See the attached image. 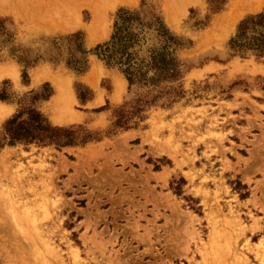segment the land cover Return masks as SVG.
I'll return each instance as SVG.
<instances>
[{
  "label": "rangeland",
  "instance_id": "rangeland-1",
  "mask_svg": "<svg viewBox=\"0 0 264 264\" xmlns=\"http://www.w3.org/2000/svg\"><path fill=\"white\" fill-rule=\"evenodd\" d=\"M91 1L0 0V76H19L0 79V105L12 111L0 134L36 109L54 127L101 138L0 151V264H264V58L229 45L264 0H227L219 14L208 0L104 3L93 35ZM122 9L161 18L184 44V74L172 103L114 132L115 113L136 97L95 50ZM79 33L82 43L68 39ZM158 46L151 32L145 49ZM78 89L92 98L82 103Z\"/></svg>",
  "mask_w": 264,
  "mask_h": 264
},
{
  "label": "trees",
  "instance_id": "trees-1",
  "mask_svg": "<svg viewBox=\"0 0 264 264\" xmlns=\"http://www.w3.org/2000/svg\"><path fill=\"white\" fill-rule=\"evenodd\" d=\"M208 2L213 14L221 13L227 4V0ZM151 32L155 33L159 46L145 49ZM68 39H79L82 43L84 35L79 33ZM229 45L237 56L254 54L259 59L264 58V11L245 19ZM181 47L184 44L171 34L158 15L126 9L118 12L111 40L95 50V55L109 69H117L126 77L129 90L136 97L135 103L127 104L125 109L115 113L114 132L137 127L149 108L172 103L164 101L181 90L177 84L183 77L184 65L176 56V49ZM24 76L27 78L26 73ZM77 92L82 103L92 98V92L87 89L84 93L79 89ZM51 95L38 96L37 100H48ZM0 99L6 101L5 97L0 96ZM99 140L101 138L84 127H54L41 112L29 109L6 122L0 134V151L6 145L63 149L86 146Z\"/></svg>",
  "mask_w": 264,
  "mask_h": 264
},
{
  "label": "bare ground",
  "instance_id": "bare-ground-1",
  "mask_svg": "<svg viewBox=\"0 0 264 264\" xmlns=\"http://www.w3.org/2000/svg\"><path fill=\"white\" fill-rule=\"evenodd\" d=\"M90 1V0H89ZM102 3H101V2ZM127 2V1H137V0H92L91 2H92V5H93V7H94V9L96 10V12H95V19L93 20L94 21V23L92 24V26L90 27V34H94V32L96 31V28H97V23H99V21H100V19H101V17H103V9H105L104 7L106 6L104 3H107V4H109V3H111V4H114L115 6L116 5H118L119 3H123V2ZM186 1H191V0H186ZM185 1V2H186ZM195 1V0H194ZM194 1H191V3L192 2H194ZM245 1V2H244ZM242 3H243V5L245 4V5H248V3L246 2L247 0H244ZM259 1V0H258ZM263 1V0H262ZM261 1V2H262ZM98 2H100V3H98ZM130 2V3H131ZM249 2V1H248ZM179 3H180V1H179ZM188 3V2H187ZM190 3V4H191ZM251 3H253V2H251ZM255 3H257V0H255V2L251 5V6H253V7H255V6H259V4H260V1H259V3H258V5H256ZM177 4V3H176ZM236 4V3H235ZM185 5V4H184ZM255 5V6H254ZM262 4H260V6H261ZM88 6H89V4H88ZM113 6V5H112ZM188 6V5H187ZM190 6V5H189ZM249 6V8H250V5H248ZM114 7V6H113ZM186 8V7H185ZM237 8V7H236ZM241 8V6H239V9ZM248 8V7H247ZM257 8H259V7H257ZM92 9V8H91ZM180 9H182V8H180ZM251 9V8H250ZM260 9V8H259ZM259 9H257V10H259ZM75 10V9H74ZM244 9H242V11H243ZM257 10H255V11H257ZM76 11V10H75ZM106 11V10H105ZM104 11V12H105ZM239 11H241V9L239 10ZM254 11V12H255ZM246 12V11H245ZM78 14V13H77ZM76 14V15H77ZM70 15L71 14H69V17H70ZM73 15V14H72ZM80 14H78V17H80L79 16ZM231 16V15H230ZM77 17V16H76ZM77 17V18H78ZM105 17V16H104ZM230 18V17H229ZM70 19V18H69ZM103 20V19H102ZM76 21H78V23H80L79 21H81V20H76ZM225 22V21H224ZM233 22V21H232ZM43 23V22H42ZM77 23V24H78ZM45 24V23H44ZM43 24V25H44ZM75 24V23H74ZM233 24V23H232ZM91 25V24H90ZM101 25V24H100ZM225 25V24H224ZM77 26V25H76ZM228 26H229V24H228ZM228 26H227V28H228ZM70 27H72V26H70ZM69 27V28H70ZM75 27V26H74ZM98 27H100V26H98ZM225 27V26H224ZM231 28V27H230ZM71 29V28H70ZM99 29V28H98ZM226 29V28H225ZM218 31V30H217ZM226 31H227V29H226ZM96 33V32H95ZM91 35V36H92ZM220 37V36H219ZM93 39H95L94 37H92ZM222 38V37H221ZM221 38H219V39H221ZM227 38V37H226ZM92 40V39H91ZM93 41H95V40H93ZM97 41H98V39H97ZM96 42V41H95ZM13 68V67H12ZM15 68V67H14ZM98 68V67H97ZM100 70V69H99ZM101 72H103L102 70H100ZM98 72V71H97ZM94 74L96 73V70H95V72H93ZM99 73V72H98ZM92 74V73H91ZM96 75H98L97 73H96ZM102 75V74H101ZM100 75V76H101ZM3 77H12V78H14L15 80L16 79H18V74L16 75L13 71H11V70H4V72L2 73V75L0 76V79H2ZM90 77H92V76H90ZM38 77H36V79H37ZM39 78H40V76H39ZM38 78V79H39ZM42 78V77H41ZM40 78V79H41ZM99 78V77H98ZM43 81V80H42ZM42 81H40V82H42ZM37 82V81H36ZM89 82V81H88ZM91 82H94L95 83V81H92L91 80V78H90V85H91ZM59 84H61L60 82H59ZM63 84H64V82H62V84H61V87H59L58 89L59 90H61V92L60 93H62V94H60L61 96H63V93H65V92H67V91H65L63 88L65 87H62L63 86ZM56 85V84H55ZM67 86V85H66ZM92 86H93V84H92ZM68 88H69V86H67ZM61 88V89H60ZM69 90H71V89H69ZM120 92V91H119ZM70 93H72V92H70ZM59 95V96H60ZM121 95V94H120ZM68 96H69V94H68ZM67 96V97H68ZM73 97H74V95H73ZM73 97H69V98H72L73 99ZM119 97V96H118ZM68 98V99H69ZM56 99V98H55ZM77 100V99H76ZM68 101H70L71 102V100H68ZM57 102V101H56ZM74 102V101H73ZM55 103V102H54ZM63 103V102H62ZM76 103V102H75ZM99 103V102H98ZM101 103V102H100ZM99 103V104H100ZM103 103V102H102ZM58 104V106H56L55 108L56 109H58V107H59V110H60V104L59 103H57ZM67 104V103H66ZM65 103H64V105H66ZM98 104V105H99ZM63 105V104H62ZM68 105V104H67ZM3 105H0V119H2V120H4V119H6L7 117H9L10 115H11V113H12V111L11 110H9V109H7L6 107H2ZM64 107H62L61 108V110L63 109ZM58 110V111H59ZM64 110V109H63ZM67 110V109H66ZM71 110V109H70ZM57 111V110H56ZM55 111V112H56ZM65 112V111H64ZM57 113V112H56ZM69 113V112H68ZM58 114V113H57ZM67 117V116H66ZM68 118V117H67ZM67 118H65V120L67 119ZM75 118H77V117H75ZM71 120V119H70ZM66 122V121H65ZM72 122H74V120L72 121ZM77 122H78V120H77ZM70 123V122H69ZM59 125V124H58ZM262 245H263V247H264V243H262ZM262 248V247H261ZM263 249V248H262ZM257 251V250H256ZM258 254H259V252H257ZM264 253V252H263ZM256 254V253H255ZM260 254H262L261 252H260ZM256 256H258V255H256Z\"/></svg>",
  "mask_w": 264,
  "mask_h": 264
},
{
  "label": "crops",
  "instance_id": "crops-1",
  "mask_svg": "<svg viewBox=\"0 0 264 264\" xmlns=\"http://www.w3.org/2000/svg\"><path fill=\"white\" fill-rule=\"evenodd\" d=\"M90 76H92V74H91ZM90 76H89V78H88V81H89L88 83L90 84V78H91L92 81H95V85H96V86L94 85L93 87L96 88L97 85H98V83H99V81H97L94 77H90ZM91 83H94V82H91ZM91 86H92V85H91Z\"/></svg>",
  "mask_w": 264,
  "mask_h": 264
}]
</instances>
